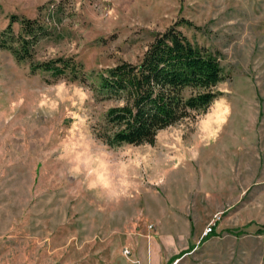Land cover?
I'll return each instance as SVG.
<instances>
[{"label":"rangeland","instance_id":"374dc122","mask_svg":"<svg viewBox=\"0 0 264 264\" xmlns=\"http://www.w3.org/2000/svg\"><path fill=\"white\" fill-rule=\"evenodd\" d=\"M12 15L50 34L23 61L0 46V264H264V0H0V33ZM183 19L221 53L219 95L154 144H106L116 102L91 84ZM59 57L86 80L34 71ZM93 167L124 195L88 191Z\"/></svg>","mask_w":264,"mask_h":264},{"label":"trees","instance_id":"16d2710c","mask_svg":"<svg viewBox=\"0 0 264 264\" xmlns=\"http://www.w3.org/2000/svg\"><path fill=\"white\" fill-rule=\"evenodd\" d=\"M19 20L17 15L11 16L8 27L0 33V46L23 61L50 30L39 20L23 18L22 31L16 34L13 24ZM181 24L192 22L183 19L158 32L138 61L122 60L91 84L97 99L116 102L96 128L98 138L106 144H154L162 129L192 116L194 111H206L219 95L215 88L225 77L221 53L187 36L178 28ZM38 68L57 77L86 80L82 63L74 57L33 66L34 71Z\"/></svg>","mask_w":264,"mask_h":264},{"label":"clouds","instance_id":"9594fccd","mask_svg":"<svg viewBox=\"0 0 264 264\" xmlns=\"http://www.w3.org/2000/svg\"><path fill=\"white\" fill-rule=\"evenodd\" d=\"M81 172H82L81 168L79 167V165H77L76 167L72 168L69 171L68 175L73 178H76L81 174ZM86 174L88 176L95 174V179L87 183L88 191H93L97 189L98 187H100V188L107 190L110 197L113 199H118L119 197L124 195L123 191L115 189L113 185L105 178V176L101 174L100 172H98L95 167H93V169H88Z\"/></svg>","mask_w":264,"mask_h":264},{"label":"built area","instance_id":"2783aa9c","mask_svg":"<svg viewBox=\"0 0 264 264\" xmlns=\"http://www.w3.org/2000/svg\"><path fill=\"white\" fill-rule=\"evenodd\" d=\"M212 231V227H209L208 232ZM126 252H129L128 250H126Z\"/></svg>","mask_w":264,"mask_h":264}]
</instances>
